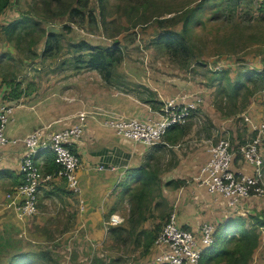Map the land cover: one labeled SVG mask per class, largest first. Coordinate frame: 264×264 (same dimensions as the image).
<instances>
[{"label": "rangeland", "instance_id": "obj_1", "mask_svg": "<svg viewBox=\"0 0 264 264\" xmlns=\"http://www.w3.org/2000/svg\"><path fill=\"white\" fill-rule=\"evenodd\" d=\"M76 1L13 0L2 17L4 25L27 15L31 19L26 28L33 27V30L26 35L20 27L11 39L4 31L0 32V99L2 90L6 95L16 87L19 92L36 87L46 89L65 79L78 86L84 84L83 90L88 83L89 90L104 82L106 85L97 71L76 68L72 58L75 50L70 44L86 40L93 45L107 46L119 41L124 60L116 68L112 85L143 99H159L162 95L170 98L164 99L166 103L176 101L193 106L190 118L181 125L183 129L177 131L183 133L174 140L175 144L165 135L158 144L167 145L153 152L149 170L155 176L172 170L180 160L188 163L193 156L198 159L205 151V160H198V163L203 161V165L208 158V147L221 140L238 150L256 136V129L264 123V80H245L241 85L237 81L248 70L257 69L264 75V0H106L104 8L98 0H89L86 12L87 15L93 13L95 23H91L88 16L83 21L81 14L54 15V9H71L77 6ZM190 14L193 22L185 33L186 49L156 43L158 35L167 29L182 32L184 20ZM50 33L61 34V50L54 56L44 54ZM148 86L155 92H149ZM261 156L260 186L264 189V146ZM236 162L244 166L240 169L247 173L255 171L241 155L235 158L234 169ZM152 181L145 198L149 208L155 201L158 210L147 212L149 218L144 224L152 226L151 229L153 225H160L157 239L168 222L164 218L169 207L166 209L163 186H171L166 185L167 182ZM251 197L258 200L249 202L251 215H247L246 226L254 228L260 240L250 264H264V226L258 225L264 222V192L259 196L252 190ZM129 199V194L120 199L127 204L123 211L125 219L130 215ZM134 236L142 240L131 242ZM60 237V234L54 235L53 244L26 239L28 245L37 246L29 247L32 253L38 254L31 260L59 264L58 260L70 257L72 264L88 261L101 264L99 255L104 254L106 264H137L148 255L145 248L148 239L137 231L131 238L126 232L119 234L113 244L102 246L103 251H75L71 255L53 249L60 243ZM12 257V253L6 257L0 255V261ZM111 258L113 262H109Z\"/></svg>", "mask_w": 264, "mask_h": 264}, {"label": "crops", "instance_id": "obj_2", "mask_svg": "<svg viewBox=\"0 0 264 264\" xmlns=\"http://www.w3.org/2000/svg\"><path fill=\"white\" fill-rule=\"evenodd\" d=\"M50 85L46 89L36 87L22 91V95L16 99L4 98L5 93L1 91L0 102L12 105L13 110L5 130L9 143L0 148V255L6 257L12 253L13 257L3 258L0 263L45 264L46 261L42 259L15 258L21 253L23 256H38L29 248L37 246L28 245L26 239L39 244H53L51 238L60 234V243L53 249L68 252L69 255L75 251H103L101 248L104 244H113L116 240L111 238L110 228L127 226L123 213L127 204L120 202V193L123 192L121 183L126 181L132 170L142 166L149 170L153 152L160 151L163 144L167 145L149 146L135 142L119 135L110 123L157 119L164 99L170 98L160 95L159 99H153L157 103L152 104L114 85H105V82L90 90L89 83L83 90L84 84L78 86L67 79ZM148 88L155 92L153 87ZM74 126L83 128L82 137L73 146L81 160L77 172V190L68 187L67 179L62 174L51 175L45 181L48 184L44 183L40 187L37 213L21 216L8 194L23 182L20 172L25 148L23 139L37 129L44 128L45 136H48ZM51 155L49 150H43L38 156L45 176L54 172L47 171ZM204 157H207L205 151L198 159L191 157L188 163L180 160L175 168L156 177V182H185L178 188L163 186L164 200L169 207L166 220L175 214L180 225L197 230L204 222L219 228L231 219H246L247 215H251L249 202L252 204L256 198H247L241 206H232L226 197L208 192L197 179ZM198 160L203 161L198 163ZM235 165L237 172H245L240 169L244 166L241 167L237 162ZM16 200L19 201V198ZM153 209L158 210L155 206ZM114 214L119 215L122 222H111ZM142 228L151 230L152 226L143 223L137 232ZM131 242L136 243L135 236ZM132 247L137 248L134 245ZM158 253L159 248L154 240L148 247L147 258L144 257L137 264H157ZM103 255L99 256L104 258ZM69 259L58 262L72 264Z\"/></svg>", "mask_w": 264, "mask_h": 264}, {"label": "built area", "instance_id": "obj_3", "mask_svg": "<svg viewBox=\"0 0 264 264\" xmlns=\"http://www.w3.org/2000/svg\"><path fill=\"white\" fill-rule=\"evenodd\" d=\"M193 106L176 101L164 103L160 116L148 121H121L110 125L125 138L145 145L154 146L161 141L169 128L183 125L191 116ZM13 106L0 102V148L9 143L6 135L8 118ZM256 136L241 145L238 150L229 147V143L221 140L216 145L208 147V158L202 165L198 181L212 194L226 197L232 206H241L250 197L252 190L256 195H262L264 189L260 186L263 166L261 150L264 146V123L257 129ZM81 126L69 127L45 136L44 128L37 129L23 139L24 152L20 162V172L23 182L8 194L11 203L16 206L21 216L34 215L38 211V194L42 184L51 175L62 174L67 179L68 187L77 190V172L81 166L79 155L74 151V144L82 137ZM43 150H49L58 165V169L45 176L38 161ZM241 155L247 163L255 168L254 172H237L234 160ZM19 198V201L16 200ZM119 215H112L111 222L120 223ZM216 226L210 222L202 223L197 230L180 225L175 214L156 239L159 253L157 264H201L202 253L213 245Z\"/></svg>", "mask_w": 264, "mask_h": 264}, {"label": "trees", "instance_id": "obj_4", "mask_svg": "<svg viewBox=\"0 0 264 264\" xmlns=\"http://www.w3.org/2000/svg\"><path fill=\"white\" fill-rule=\"evenodd\" d=\"M60 3L61 0H53ZM101 8L105 7L106 0H98ZM240 1V0H238ZM13 0H0V32L4 31L9 37L16 33V29L21 27V30L29 35L33 30V27L26 28V25L30 21L29 16H24L21 19H16L14 21L8 22L7 26L4 25L2 17L6 13L7 9L12 5ZM77 6L66 9H54V15L63 16L67 14L68 16L81 14L83 17V21H85L86 17H89L91 23H95L97 20L93 13L89 12L87 15V9L89 0H77ZM79 5V6H78ZM70 9V10H69ZM104 21V20H103ZM193 22L192 14L188 15L184 20V27L182 32H178L172 29H167L161 32L156 38V43L160 45H164L167 48H183L186 49L185 42V33L188 32V28L190 27V23ZM104 23V22H103ZM29 29V30H26ZM70 46L75 50V53L72 55L74 60V64L78 69H88L95 70L103 76V79L111 84V80L116 74V68L122 63L124 60L123 49L120 45L119 41H115L111 45L102 46V45H93L86 40H81L78 43H71ZM61 47V34L50 33L48 35V39L46 42V46L44 48V54H49L50 56H54L60 52ZM264 80V75L257 70H248L242 76L239 77L237 84H244L246 81H257L258 79ZM149 92V88H146ZM153 93V92H152ZM22 95V91H18V87L14 88V91L11 90L9 94H6L4 98H19ZM146 102L156 104L157 102L153 99H146ZM183 129L181 125L172 126L166 133V137L169 141L175 144L174 140L182 135L183 131H179ZM50 154H52L50 152ZM53 157V155H51ZM50 158L48 172L56 171L58 169V165L56 164L54 157ZM156 177L150 170H146L145 166L141 168L132 170L126 177V181L122 182L123 192L120 193V196H125L126 194L130 195L129 203L131 206L130 215L127 219V226L120 227H111L109 233L111 238L117 237L119 234L128 233V237L131 238L132 235L139 229V227L148 220L149 216H147V212H155L153 209L154 206L157 208V203L153 206L150 205V208L147 205V192L149 189V183L156 182ZM137 181V182H129ZM23 181V176H22ZM136 184V186H132ZM185 184V182H167L166 185L171 186L173 188H178ZM134 187V188H133ZM165 206V205H164ZM168 205H166V209ZM155 215V214H154ZM167 216V211H165L164 218ZM129 223V224H128ZM247 220L243 217H237L223 223L219 226L215 233V241L212 246L207 248L201 255L200 263L201 264H250L253 254L255 252L256 247L259 244L260 236L259 233L254 228H247L246 226ZM259 223V222H257ZM260 227L264 226V222L260 221L258 224ZM160 225H154L153 229H141L140 236H145L148 240L146 241V245L149 247L152 242L156 239V233H158ZM139 242L142 240V237L136 238ZM230 244H233L230 246ZM148 247L146 250L148 251ZM15 258L25 259L32 258V256H23L19 255ZM101 264H106V258H100ZM98 259V260H99ZM114 258L109 259V262H113ZM12 264V263H10Z\"/></svg>", "mask_w": 264, "mask_h": 264}]
</instances>
